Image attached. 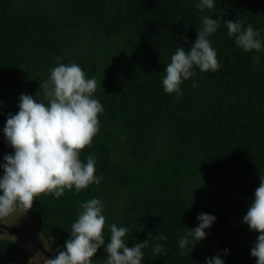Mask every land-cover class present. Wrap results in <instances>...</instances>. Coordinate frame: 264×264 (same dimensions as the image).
<instances>
[{"label":"trees","instance_id":"trees-1","mask_svg":"<svg viewBox=\"0 0 264 264\" xmlns=\"http://www.w3.org/2000/svg\"><path fill=\"white\" fill-rule=\"evenodd\" d=\"M198 2L0 0V164L14 154L3 132L9 114L18 113L22 94L46 103L40 83L58 63H76L95 77L93 98L103 106L99 132L80 154L84 163L95 158L99 185L73 187L59 199L41 195L26 213L52 256L66 250L79 206L97 198L105 245L92 264H105L113 223L130 229L128 247L151 235L141 264H207L216 256L224 264H257L251 249L259 233L243 217L264 176V49L238 48L224 23L251 24L264 45V0H214L203 12ZM205 15L221 23L209 37L219 68H194L181 96L166 94V66L178 47L191 50ZM201 213L215 222L204 240L194 246L189 236L181 249ZM157 244L166 255L153 252ZM27 252L0 237V264H36Z\"/></svg>","mask_w":264,"mask_h":264},{"label":"clouds","instance_id":"clouds-1","mask_svg":"<svg viewBox=\"0 0 264 264\" xmlns=\"http://www.w3.org/2000/svg\"><path fill=\"white\" fill-rule=\"evenodd\" d=\"M196 8L201 12L213 9L214 0H199ZM201 20L202 27L197 30V39L191 50L178 47L166 66L162 81L166 94L181 96V85L195 75L194 68L204 73L215 72L219 68L217 53L209 37L216 33L221 23L206 15ZM224 25L228 36L235 38L238 48L249 53L264 49L258 38L260 33L251 24L245 28L241 21L229 20ZM258 59L253 57L255 62ZM192 86L197 87L195 83ZM40 87L46 103L22 94L18 113L9 114L3 129L14 154L6 155L5 162L0 164L4 173L0 178V220L17 211L26 214L41 195H53L59 199L66 190L71 191L75 187L80 192L92 184L99 185L102 179L95 175L96 161L93 156H89L86 163L80 159L81 152L92 144L99 132L98 116L103 112L102 104L93 98L97 90L96 78H86L76 63H58L50 69L48 79L40 83ZM260 181L243 222L253 232L259 233L251 256L256 258L257 264H264V176H260ZM79 207L81 210L71 225V238L66 241V250L59 251L56 257L45 251L40 243L41 248L27 238L21 239L49 255L46 254L49 259L44 264H92V258L105 245L106 217L102 201L92 198ZM197 219L199 226L187 228L186 235L180 240L181 249L190 243L189 236L194 246L196 241L204 240L205 230L216 220L204 213L199 214ZM129 231L126 227H117L115 223L110 225L105 264H141L142 249L148 247L151 235L148 241L128 247L125 238ZM153 252L167 254L159 244ZM207 264H224V261L216 256L209 258Z\"/></svg>","mask_w":264,"mask_h":264},{"label":"rangeland","instance_id":"rangeland-1","mask_svg":"<svg viewBox=\"0 0 264 264\" xmlns=\"http://www.w3.org/2000/svg\"><path fill=\"white\" fill-rule=\"evenodd\" d=\"M0 222H6V225L15 227L20 231H25L35 240H38L40 238V235L35 231L34 226L28 216L20 211H17L10 217L0 220ZM0 237H8L15 240L22 248L28 251L27 254L29 255L30 262H34L36 264H44V261L48 258L47 255L42 252V250H39V247L34 245L35 248H32V246L27 241L21 240L18 236L7 230H0ZM41 242L44 248L52 254V249L50 248L49 243L45 241Z\"/></svg>","mask_w":264,"mask_h":264},{"label":"water","instance_id":"water-1","mask_svg":"<svg viewBox=\"0 0 264 264\" xmlns=\"http://www.w3.org/2000/svg\"><path fill=\"white\" fill-rule=\"evenodd\" d=\"M0 227L1 228H5L7 231L11 232V233H14V234H18V235H21L23 236L24 238H27L29 241L33 242L35 245L39 246V243L34 239L32 238V236H30L29 234H27L26 232H22L20 230H18L17 228L15 227H12V226H8V225H3L0 223ZM41 248V247H40ZM47 254V253H46ZM48 255V254H47ZM49 256V255H48ZM51 259H53V257L50 256Z\"/></svg>","mask_w":264,"mask_h":264},{"label":"flooded vegetation","instance_id":"flooded-vegetation-1","mask_svg":"<svg viewBox=\"0 0 264 264\" xmlns=\"http://www.w3.org/2000/svg\"><path fill=\"white\" fill-rule=\"evenodd\" d=\"M1 224H3V225H5V226H6V222H3V223L1 222ZM0 230H2V231H3V230H5V231H6V229H5V228H1V227H0ZM21 231H22V230H21ZM22 232H23V231H22ZM17 236H18L20 239H26V238H24V237H23V236H21V235H18V234H17ZM34 248H35V247H34Z\"/></svg>","mask_w":264,"mask_h":264}]
</instances>
